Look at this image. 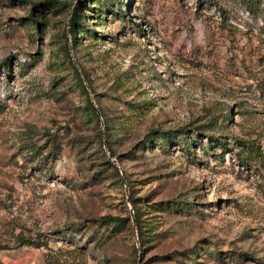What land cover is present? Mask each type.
<instances>
[{"label":"rangeland","instance_id":"374dc122","mask_svg":"<svg viewBox=\"0 0 264 264\" xmlns=\"http://www.w3.org/2000/svg\"><path fill=\"white\" fill-rule=\"evenodd\" d=\"M46 1L0 0V264H264V0H90L78 49Z\"/></svg>","mask_w":264,"mask_h":264},{"label":"trees","instance_id":"16d2710c","mask_svg":"<svg viewBox=\"0 0 264 264\" xmlns=\"http://www.w3.org/2000/svg\"><path fill=\"white\" fill-rule=\"evenodd\" d=\"M89 1L90 0H77V2L75 4L69 5V7L72 8V11H71L70 18H69L68 29H69V33H70L71 43H72L73 47L77 48V49L81 45V42H80L81 38L85 37V35H86V37L90 38L92 36V33L94 34L93 30L87 28V26H86L85 15L83 14V9H82L83 6H87V2H89ZM95 1L97 2L98 9H99L100 13L106 14L107 11H113V7L117 6V13H120L122 15V17H124L126 14L125 11H127V6H128L127 0H108V1L107 0H95ZM49 3L52 4V0H47L44 3V5H47ZM42 4L43 3H39L38 5H34L32 8V11L29 12L30 15L26 18V20H29V21L31 20V21H33V24H34L35 23L34 17H33V16H35L34 12L38 11V13H40L41 12L40 10L43 8L41 6ZM123 7H125L126 9L123 10L122 9ZM67 47L68 46L66 43V45L62 48V50L65 52L66 55H68V48ZM85 78L87 80V77H85ZM80 86H81L83 93L87 95L86 101H87V107H88L90 114H94V115L98 114L96 108L94 107V104L90 101V98L88 96V91H87L86 86L83 83L82 79L80 80ZM184 130H185V128H182L179 130L153 129L150 132H148V135L145 136V139H143L141 141L142 147L144 146L145 148L150 150L151 145H153V144L157 145L156 147H158V148L159 147L163 148L164 146H169V144L171 142L180 143V141L183 140ZM207 137H208V143H209L210 147H212L214 149L219 148V149H221L222 152L230 151V149L227 146L226 141L221 140L214 135H208ZM199 145H201V143H199ZM244 145L245 146L243 148V151L245 149H247L248 151H253L252 144L244 142ZM107 148H108V151L110 152L111 156H113L114 152H112L110 150V147L108 145H107ZM236 154H239V152H237ZM240 154L243 155L241 152H240ZM240 158H243V157H240ZM106 163L109 164V161H107ZM131 201H134V199L133 200L131 199ZM186 203H188V202H186ZM152 207L154 208L155 211H161V212H164L169 208V207H166L164 202H158V203L152 205ZM132 210H133V218L135 221V227H136V231H137L138 241H139V244L144 248L147 245V243L149 242V240L152 236L151 235L152 233H150V234L148 233V232H151V230H148L147 226L144 225L146 221L144 220V218L142 217V214L140 213L141 209L136 207V205H134L133 202H132ZM126 219L129 220V216H126ZM101 220L105 221V222L117 221L119 223L123 219H120V218L116 219V218L111 217V216H104L101 218ZM124 221H125V218H124Z\"/></svg>","mask_w":264,"mask_h":264},{"label":"water","instance_id":"95a60500","mask_svg":"<svg viewBox=\"0 0 264 264\" xmlns=\"http://www.w3.org/2000/svg\"><path fill=\"white\" fill-rule=\"evenodd\" d=\"M94 107L96 108V106H95V105H94ZM96 110H97V108H96ZM97 112H98V110H97ZM130 211H131V213H133V210H132V208L130 209ZM132 221H133V223L135 224L134 218L132 219Z\"/></svg>","mask_w":264,"mask_h":264}]
</instances>
